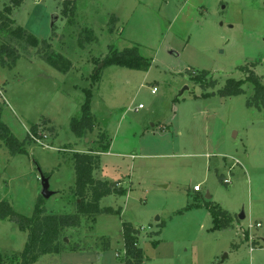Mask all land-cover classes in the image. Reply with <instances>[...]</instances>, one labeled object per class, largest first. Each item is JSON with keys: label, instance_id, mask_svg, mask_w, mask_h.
I'll return each instance as SVG.
<instances>
[{"label": "rangeland", "instance_id": "1", "mask_svg": "<svg viewBox=\"0 0 264 264\" xmlns=\"http://www.w3.org/2000/svg\"><path fill=\"white\" fill-rule=\"evenodd\" d=\"M74 4L72 15L64 0L12 7L14 27L50 42L71 66L58 71L21 41L13 42L21 55L15 66L0 64L2 121L21 141L33 124L47 135L16 155L0 139V201L32 216L48 173L46 212L75 213L72 156L97 149L100 132L111 144L94 177L120 181L127 194L103 197L101 207L122 212L83 217L62 231L58 253L34 264H125L124 221L140 229L143 264H264V224L251 229L252 245L248 228L264 220V108L247 106L249 82L240 95L216 93L228 78H245L242 65L255 63L264 81V0ZM133 46L150 60L147 71L105 65L110 47ZM202 70L217 80L214 88L193 81ZM89 92L96 128L79 138L71 119ZM205 201L226 210L230 226L217 227ZM27 240L16 223L0 220V264H10Z\"/></svg>", "mask_w": 264, "mask_h": 264}, {"label": "trees", "instance_id": "2", "mask_svg": "<svg viewBox=\"0 0 264 264\" xmlns=\"http://www.w3.org/2000/svg\"><path fill=\"white\" fill-rule=\"evenodd\" d=\"M75 0H64L66 6H69L70 14L75 10ZM20 0H9L0 2V64L4 67L12 68L15 66L19 54V49L13 42L21 41L25 46L36 47L37 53L60 72H67L70 69V61L60 53L51 50V44L47 40H40L34 34L28 32L25 28L14 27V21L10 18L12 7L18 5ZM114 19L113 17L111 18ZM8 30V36L1 35L3 31ZM80 45H83L79 41ZM109 53L103 60L105 65H118L135 70L147 71L150 66V60L140 54L138 47H126L123 50L109 48ZM255 63L242 65L239 69L245 73V78H228L222 87L217 89L216 93L221 97H232L244 93L243 85L245 82L252 84L253 92L247 99V106L256 109L264 108V81L255 70ZM196 84L203 88H214L217 80L210 76L207 70L194 73L192 76ZM1 93V92H0ZM214 93V92H213ZM89 92L86 101L83 103L79 114L71 119V128L75 135L83 138L86 132H91L96 128V120L91 111ZM1 97V95H0ZM3 101L0 99V139L4 142L11 155L18 153H28L27 143H32V139L27 133L25 139L21 141L2 121L1 112L3 110ZM39 124H33L29 131L36 133L39 131ZM110 140L106 134H98V148L87 151L75 152L72 156L75 168V194L77 198L76 212L73 214H53L47 213L43 206V197L37 202L33 215L28 217L14 210L7 200L0 201V220L9 219L16 223L21 231L28 233V240L24 249L19 255L14 256L10 264H34L45 254L58 253L60 251L59 241L62 239V231L66 228L78 227L83 217H94L98 214H115L122 212V207L115 209L113 207H101L100 201L103 197L114 194L123 196L127 190L121 185L120 181L103 180L94 177V171L100 166V154L109 150ZM49 176L48 173H44ZM215 217V225L219 228H226L232 223V217L226 210L205 201ZM163 225V224H162ZM140 229L131 222L124 221L122 225L123 247L125 255V264H143L144 251L139 245L138 236ZM1 263V262H0Z\"/></svg>", "mask_w": 264, "mask_h": 264}, {"label": "built area", "instance_id": "3", "mask_svg": "<svg viewBox=\"0 0 264 264\" xmlns=\"http://www.w3.org/2000/svg\"><path fill=\"white\" fill-rule=\"evenodd\" d=\"M157 90L156 87H153L152 88V92H155ZM140 107L142 106L141 104L139 105ZM38 132L37 134L36 133H33L31 131H28L31 139L33 142H36V143H44V139L46 138V133L43 129H41L40 127L38 128ZM226 181H228V179H225ZM200 191V186L197 184V185H194L193 186V192H199ZM264 224V220H259V221H256L255 223L253 224H249L248 228L250 230V240H251V245L252 243L254 242V238H253V235H251V229L254 228V227H260Z\"/></svg>", "mask_w": 264, "mask_h": 264}, {"label": "water", "instance_id": "4", "mask_svg": "<svg viewBox=\"0 0 264 264\" xmlns=\"http://www.w3.org/2000/svg\"><path fill=\"white\" fill-rule=\"evenodd\" d=\"M56 18H57V15H54L53 19H56ZM185 88H187V87H185ZM40 179H41V182H42L41 195L43 196V198L47 199L53 194V192L50 191V188H49L50 187V185H49V177L45 176L43 173H41ZM209 197H210V195L207 194V198H209ZM239 218L240 219L245 218V215H244L243 212L239 214Z\"/></svg>", "mask_w": 264, "mask_h": 264}, {"label": "crops", "instance_id": "5", "mask_svg": "<svg viewBox=\"0 0 264 264\" xmlns=\"http://www.w3.org/2000/svg\"><path fill=\"white\" fill-rule=\"evenodd\" d=\"M3 0H0V2H2ZM11 19L15 22V19L12 17V15H11ZM14 25H15V23H14ZM197 193V192H196Z\"/></svg>", "mask_w": 264, "mask_h": 264}]
</instances>
